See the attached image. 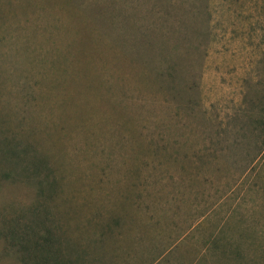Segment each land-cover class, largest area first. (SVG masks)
<instances>
[{"label": "rangeland", "instance_id": "obj_1", "mask_svg": "<svg viewBox=\"0 0 264 264\" xmlns=\"http://www.w3.org/2000/svg\"><path fill=\"white\" fill-rule=\"evenodd\" d=\"M40 245L264 264V0H0V264Z\"/></svg>", "mask_w": 264, "mask_h": 264}, {"label": "trees", "instance_id": "obj_2", "mask_svg": "<svg viewBox=\"0 0 264 264\" xmlns=\"http://www.w3.org/2000/svg\"><path fill=\"white\" fill-rule=\"evenodd\" d=\"M48 182L49 181H48V179L46 177L45 178V185H42V186H45V187L39 188L40 194L43 195L44 192H49L48 193V195H49L52 192L53 187H51ZM35 208L36 209H39V203L37 205H35ZM12 222H13V220H12ZM12 232L16 236V231L12 230V231H10V237H9V239H11V238L14 239ZM29 241H31V240H29ZM47 241H49V239H46L45 240V242H47ZM19 244H21V241L20 240H19ZM43 248H45V245H43ZM43 248H42V245H40V248H38L41 251V253H42V256L40 257V258H42V260L40 261V263L37 261V255H36L37 250H36L35 247L33 249H31V251L29 253V256L27 257L28 260L27 259H21V262H23V264H48V262H49L48 260L51 261V260L55 259L53 256H50V254H52V250L51 249L50 250H45V249L43 250ZM44 253L46 255H44Z\"/></svg>", "mask_w": 264, "mask_h": 264}]
</instances>
